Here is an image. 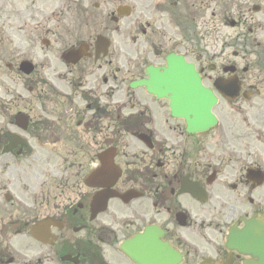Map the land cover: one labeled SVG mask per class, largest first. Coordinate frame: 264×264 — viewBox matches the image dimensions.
<instances>
[{
	"label": "flooded vegetation",
	"instance_id": "1",
	"mask_svg": "<svg viewBox=\"0 0 264 264\" xmlns=\"http://www.w3.org/2000/svg\"><path fill=\"white\" fill-rule=\"evenodd\" d=\"M171 56L214 127L132 89ZM25 62L71 121L0 130V264H264V0H0V68Z\"/></svg>",
	"mask_w": 264,
	"mask_h": 264
},
{
	"label": "rangeland",
	"instance_id": "2",
	"mask_svg": "<svg viewBox=\"0 0 264 264\" xmlns=\"http://www.w3.org/2000/svg\"><path fill=\"white\" fill-rule=\"evenodd\" d=\"M9 57L10 56H8L7 58L9 59ZM23 82L24 81L22 80H17L16 77L9 76V74H6L4 70L0 69V122H1V125L5 126L8 123V120L10 118L9 114H13L16 108H21L22 110L26 108L30 110L34 109L35 111L33 112L32 115L39 116V114H41L39 109L40 108L43 109L46 107L45 113L48 112V114H51L50 110L55 111V113H52L53 116L50 115L51 118L55 120L54 123H56L54 125V128L56 130H59L61 128L67 133L68 128L66 125L71 120H64L67 115L65 117L62 116V103L60 102V99L57 98L58 96L56 98L53 97L52 95H50L49 97L46 96L45 98H43V96H38L34 99L28 100L27 92L21 89ZM14 86L18 87L19 89V99L18 100H16L15 98L13 99V102L15 103V105H13L12 97H11V93L13 91ZM20 94H23V95L21 96ZM123 99H124V96L121 93L118 100H123ZM124 111H125L124 113L135 112V110H132L131 106L129 105L126 107ZM137 111L138 109H136V112ZM48 114L47 116L49 117ZM60 119H63V120H60ZM32 121L33 123L44 122V120H32Z\"/></svg>",
	"mask_w": 264,
	"mask_h": 264
},
{
	"label": "water",
	"instance_id": "3",
	"mask_svg": "<svg viewBox=\"0 0 264 264\" xmlns=\"http://www.w3.org/2000/svg\"><path fill=\"white\" fill-rule=\"evenodd\" d=\"M169 93H172L174 98H173V110L174 113L177 111V109L185 107L186 111H188L189 113H193L196 116L198 114V112L201 110L206 116H207V120L209 119V112H210V108H198V102L201 101V99L203 98V96L201 95L200 98H198V95L195 93L194 96L191 95V93H187V92H180L177 90H170ZM191 95V96H190ZM184 109V108H183ZM199 110V111H198ZM186 115V114H184Z\"/></svg>",
	"mask_w": 264,
	"mask_h": 264
}]
</instances>
